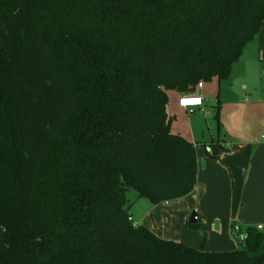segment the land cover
<instances>
[{
    "label": "trees",
    "instance_id": "obj_1",
    "mask_svg": "<svg viewBox=\"0 0 264 264\" xmlns=\"http://www.w3.org/2000/svg\"><path fill=\"white\" fill-rule=\"evenodd\" d=\"M263 23L264 0H0V264H264L258 229L210 252L128 206L194 192L167 92L228 80Z\"/></svg>",
    "mask_w": 264,
    "mask_h": 264
},
{
    "label": "rangeland",
    "instance_id": "obj_2",
    "mask_svg": "<svg viewBox=\"0 0 264 264\" xmlns=\"http://www.w3.org/2000/svg\"><path fill=\"white\" fill-rule=\"evenodd\" d=\"M239 66L235 65L230 79L223 81L220 85L217 82L204 83L205 88L200 94L204 97L205 102L200 109L193 111L183 109L180 106V93L175 91L167 92L169 98L168 110L171 113V117L174 118L172 121L173 125L184 138L187 137L190 141L196 143L197 155L200 158L208 156L207 152L215 153L220 151L221 153L219 144L224 147L229 144V136H227L223 127V108H232V104L238 103V101L241 104H251V107L248 105V108H264V67L259 72L254 71L245 75V72L239 69ZM217 108H220V127L215 118ZM241 108H243L242 105ZM131 194L137 195V193L134 191L130 192V204L128 206L132 209V218L135 222H138V217L148 214L147 207H143V204L148 203L143 201L144 203H140L138 207L135 206L134 195ZM192 200H194L193 197H188L183 201L170 202L169 206L160 207L161 216L156 217L155 220L161 230L165 229L166 222L164 217L169 208L174 209L176 206H181L184 210H187L189 213L188 221L192 213L195 210L198 211L200 222L198 229L191 228L188 225V221L187 223L178 224L174 217L173 220L169 221L170 234L168 235L173 241H177L180 238L179 242L185 246L200 248L203 243V235L206 234V249H218L212 250L215 252H232L241 248L233 237L232 230L228 239H214L213 231L215 232V229L219 228L220 225L230 220L231 228L240 229L242 232H245L248 228L258 229L261 225L263 229L258 230L264 233V205L258 201L253 200L252 202L249 199L239 201L235 198V195L225 194V198L221 201L206 204L200 209L195 206L191 208ZM193 205H195V200ZM134 212L137 213L136 217L133 216ZM201 215H205V217ZM223 246L232 250H221Z\"/></svg>",
    "mask_w": 264,
    "mask_h": 264
},
{
    "label": "crops",
    "instance_id": "obj_3",
    "mask_svg": "<svg viewBox=\"0 0 264 264\" xmlns=\"http://www.w3.org/2000/svg\"><path fill=\"white\" fill-rule=\"evenodd\" d=\"M235 65H240L239 69H242V71L245 72V75L253 73L254 71L259 72L264 67V23L260 33L245 47L240 60ZM233 69L232 71H234ZM212 82H217L219 85L222 83L218 80H213ZM204 88L205 86H203L202 89L195 91L203 98V104L205 99L200 92H202ZM180 95L182 98L185 94ZM239 104H241L240 101L232 104V108L222 109L223 127L225 133L229 136V144H227L226 147L219 144L221 153L220 151H216L215 153L207 152L208 156H203V158H200L197 155V186L191 195L180 200L183 201L188 197H193L195 205H193L194 200H192L193 203L191 208L195 206L202 209L206 204L221 201L225 198V194L235 195V198L239 201L249 199L252 202L255 200L264 205V108H248V105L251 107V104L249 103L241 104L243 106V108H241V105ZM217 109L220 114V108ZM168 112L170 111L168 110ZM169 114L171 116V113ZM171 130L174 134L184 137L181 133H178L177 129H175L173 122ZM185 138L190 141L189 138ZM194 144L196 146V143ZM133 199L135 200V206L137 207L140 203H144L143 201H147L148 203L143 204V207H147L146 210H148V214L138 217V222H135L132 218V209L130 207L129 212L135 224H143L162 239L172 240L168 235L170 234V227H168L169 221L174 218H176L178 224L187 223L188 221L189 213L187 210H184L181 206H176L174 209L169 208L164 217L166 222L165 229L161 230L156 224L155 219L156 217L161 216L162 211L160 207L169 206L170 203H163L155 206L148 200L139 198L138 195H134ZM136 214L137 213L134 212L133 216L136 217ZM202 217H205V215ZM230 225L231 223L229 220L227 223L220 225L219 228H216L215 232L213 231L214 239H228L231 230L233 235V228H231ZM259 227L263 229L261 225ZM179 240L181 239L179 238L176 242H179ZM238 244L241 246L239 242ZM206 250L215 252L212 250L218 249L207 248ZM221 250L232 249L223 246Z\"/></svg>",
    "mask_w": 264,
    "mask_h": 264
},
{
    "label": "built area",
    "instance_id": "obj_4",
    "mask_svg": "<svg viewBox=\"0 0 264 264\" xmlns=\"http://www.w3.org/2000/svg\"><path fill=\"white\" fill-rule=\"evenodd\" d=\"M204 86L203 83H200L196 91L198 89H202ZM180 106L185 109V110H195L198 108H201L203 106V98L200 97L196 92L191 93V94H185L181 99H180ZM261 229V227H259Z\"/></svg>",
    "mask_w": 264,
    "mask_h": 264
},
{
    "label": "water",
    "instance_id": "obj_5",
    "mask_svg": "<svg viewBox=\"0 0 264 264\" xmlns=\"http://www.w3.org/2000/svg\"><path fill=\"white\" fill-rule=\"evenodd\" d=\"M197 222H198V212L197 210H195L190 216L188 223L193 225V224H196Z\"/></svg>",
    "mask_w": 264,
    "mask_h": 264
}]
</instances>
